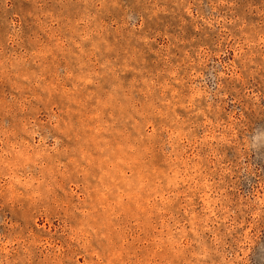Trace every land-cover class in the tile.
Listing matches in <instances>:
<instances>
[{
    "label": "rangeland",
    "instance_id": "rangeland-1",
    "mask_svg": "<svg viewBox=\"0 0 264 264\" xmlns=\"http://www.w3.org/2000/svg\"><path fill=\"white\" fill-rule=\"evenodd\" d=\"M0 264H264V0H0Z\"/></svg>",
    "mask_w": 264,
    "mask_h": 264
}]
</instances>
